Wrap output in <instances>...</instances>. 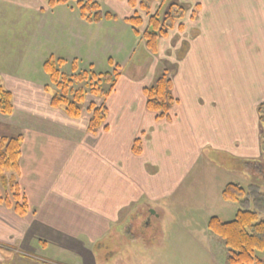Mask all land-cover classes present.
Here are the masks:
<instances>
[{
  "label": "crops",
  "instance_id": "obj_1",
  "mask_svg": "<svg viewBox=\"0 0 264 264\" xmlns=\"http://www.w3.org/2000/svg\"><path fill=\"white\" fill-rule=\"evenodd\" d=\"M220 1L223 3L219 10L211 8L212 4L207 9L202 2L201 7L196 4L201 9L196 30L199 34L190 42H182L179 68L174 74L177 76L181 70L187 74L183 80L177 79L178 84L174 82L182 104L173 107L171 120L158 127L156 137L150 135V112L145 107L143 92L132 94L133 83L128 80L119 86L118 82V87L105 99L89 96L82 103L78 118L52 107L50 92L45 88L49 79L41 69L45 52L40 54L38 47L57 48L56 54L69 59L77 56L65 55L64 47L57 46L58 41L52 36V18L62 11L63 5L54 11L35 13L25 7L26 1L16 5L14 23L23 27L25 20L31 19L35 25L49 28V36L45 34L40 42L30 37L28 48L33 49L39 60L26 53L28 48L22 49L19 60L15 59L14 71L0 70L3 84L13 98L12 113L0 114V136L22 137L16 181L28 204L24 216L0 206L3 264L14 257L35 258L32 255L36 252L43 264H65V259L74 258H79L80 264H96L93 251L99 243H128L133 238L135 214L144 216L149 208H154L157 214L162 210L161 198L170 193L174 178L186 168L181 166L182 159L187 161L199 155L219 167L220 163H229L226 170L241 176L244 183L251 182L252 179L248 180L251 174L258 175L252 176L253 182L261 178L257 170L262 169L260 163L264 161V125L258 106L264 103V47L258 42L264 38V5L258 0L246 3L216 0V3ZM37 2V9L41 2L45 3ZM0 6L6 14L5 5ZM22 9L26 12H20V17L18 10ZM212 11L222 15L218 18L224 24L217 25L221 31L211 27L215 26ZM240 20L243 23L239 24ZM101 22L92 23L93 27L100 28ZM77 57L83 63L92 61L84 55ZM23 67L30 71L26 73ZM34 70H40L44 78L30 76ZM132 96L138 98L137 105L129 103ZM104 102L108 127L91 135L87 132L88 106ZM196 129L201 132L196 133ZM146 133L147 140L157 141L155 163L149 159V149L139 154L132 151L134 138L142 139ZM170 139L173 146L166 147ZM180 150H184L181 156ZM167 152L172 156V165L166 160ZM142 199L143 206L139 205ZM138 205L141 210L133 209ZM28 264L39 263L29 259Z\"/></svg>",
  "mask_w": 264,
  "mask_h": 264
},
{
  "label": "rangeland",
  "instance_id": "obj_2",
  "mask_svg": "<svg viewBox=\"0 0 264 264\" xmlns=\"http://www.w3.org/2000/svg\"><path fill=\"white\" fill-rule=\"evenodd\" d=\"M34 1L0 0V4L5 5L3 9L7 14L2 13L0 10V70H5L6 72L14 71L17 67L15 59L19 60L21 50L28 48L30 37H36L38 42H40L43 37L48 35L49 28H46L44 25L40 27L37 25L38 23L35 25L31 19L25 20L23 27H21V23L13 22L17 12L16 5H19L20 2H25V7L34 13L36 11L50 12L59 9L57 6V8L53 7L54 9L47 7L46 0H44L45 3L41 2L37 9L38 0L36 1L37 4ZM136 1L135 7H131L128 4V0H101L100 7L102 12H109L113 18L108 21L102 20L100 28L98 26L93 27L92 23H88L80 17L76 0H70L63 6L60 5L62 6V11L53 16L52 24L49 23V25H53L54 33H52V36L55 41H58L57 46L64 47L63 51L65 50V55L75 53L77 56L84 55L86 58L92 59V61L83 63L77 56L71 59L65 56L62 57L60 54H56L58 53L57 48L45 49L38 47V52L40 54L45 52L41 58L43 60L41 62V69L43 62L53 56L64 60V66H61L60 70L67 73H72L73 61H76L77 71L93 68L98 72L112 73L114 67L108 66V60L112 59L113 63L118 67L117 72L120 73V80L118 82L121 83L117 82L118 86L126 80L131 81L133 83L132 94L135 92V94L139 93L140 95V91L143 88L153 85L156 79L163 72H166L171 77V94L176 101L170 105L169 118H157L155 113L149 111L151 123L150 135L153 133V136L156 137L158 127L167 125L166 123L171 120L173 107L182 104L180 97L175 92L174 82L176 80L178 84V80H183L187 74L183 70L178 71L177 76L174 74L179 68L177 63L180 61L179 49L182 46V42H190L194 38L193 36L199 34L196 30L199 26L198 22L201 18V13L199 14V12L201 11H199L200 8L197 6L201 7L200 4L202 2L205 9H207V5L212 4L211 8L214 6V10H219L223 2L220 1L217 4L216 0L215 2L213 0H201V2L199 0H152L148 6L150 15L157 12L162 18L163 13L168 10L170 3H176L182 11L180 12L181 16L178 13L175 15L173 28L166 30V36L159 39L157 53L152 54L145 48L141 34L134 36L132 27L125 21L126 18L136 14L143 21L142 26L138 28L139 32L142 33L146 28L148 20L147 12L139 7L141 0ZM241 1L246 3L252 0ZM258 1L264 5V0ZM196 4L198 5L196 6ZM20 12L23 14L26 10H18V16L22 17L19 15ZM219 14L212 11L211 18L215 26L211 27H218L224 24L221 18H218L222 16ZM238 23H243V20L238 21ZM13 24H17V26L15 27ZM31 29L36 30V33L40 31L44 32V34H35V36ZM8 32L12 33L9 36L12 38L10 42ZM16 40L19 42L15 43ZM31 42L33 41L31 40ZM72 44H74V48ZM258 44L263 49L264 38H261V42H258ZM26 53L32 57H36L38 60L40 59V57L33 54V49L30 46ZM262 53H264L263 50ZM24 58L22 57L21 59ZM22 69L26 73L30 71L27 67H23ZM39 71L34 70L30 76L36 79L44 78V75L41 77ZM179 73L180 76H178ZM2 75V71H0L1 84L4 82ZM47 78L49 79L48 76ZM91 95L87 93L83 102L87 98H90L89 96ZM138 101L137 97L132 96L129 103L137 105ZM107 123L108 119L106 120ZM262 123L264 125V121ZM177 131L178 129L175 130V132ZM200 132V129H196V133L199 134ZM135 139H139L140 141V153L144 149L145 151L149 149V159L155 163L158 157L156 154L157 141L147 140V133L144 134L143 140L138 136ZM171 140L173 139H170L166 143V147L171 145ZM143 141L146 142V146L145 143L143 145ZM183 151L180 150V156ZM169 155L167 152L166 160L172 165L173 163L170 161V157L172 156ZM185 156L186 154H184ZM195 156L198 157L195 158ZM195 156L187 161L182 159L181 166L182 168L186 166V168L183 169L180 176L174 178L173 185L168 191L170 193L161 198L160 205L162 206V210L158 214L152 217L148 213H145L144 216H137L135 214L133 218V238L130 239L129 237L128 243H109V241H104L103 244L99 243L95 247L93 252L96 264H227V249L221 239L208 230L207 222L212 216L217 217L222 222L230 221L233 219L236 211L241 208L258 211L260 218L264 220V196L262 193L258 194L260 192L264 193V185L260 187V192L255 191L258 193L250 196L246 205L239 202L225 201L222 199L221 193L226 184L240 183L241 186L247 189L248 182L244 183L241 181V176H234L228 172L226 167L230 165L229 163H220L221 167H219L206 157ZM216 158L221 160L219 156ZM0 190L4 191L1 188ZM144 203L145 200L142 199L139 205L143 206ZM139 205L134 206L133 209L139 211L141 208ZM9 223L11 224L12 222L9 221ZM12 226L14 225L12 224ZM27 239H30V237H27ZM36 253L32 255L35 258L14 257L6 263L28 264L30 259L32 262L37 260L39 264H43L40 255H38L39 252ZM3 260L0 259V264H3ZM73 261L75 259H66L65 263L72 264ZM76 261L78 262V260ZM56 264L59 263L57 262Z\"/></svg>",
  "mask_w": 264,
  "mask_h": 264
},
{
  "label": "trees",
  "instance_id": "obj_3",
  "mask_svg": "<svg viewBox=\"0 0 264 264\" xmlns=\"http://www.w3.org/2000/svg\"><path fill=\"white\" fill-rule=\"evenodd\" d=\"M69 1L46 0V5L53 8L65 5ZM100 1L76 0L80 17L88 23H99L102 20L113 18L109 12H102ZM151 1L141 0L139 2V7L144 9L148 15L147 25L142 33L138 30L143 24L139 15L134 14L126 18L125 21L132 27L134 35L141 34L145 48L150 53L155 54L158 50L159 39L166 36V30L173 28L175 15L177 13L180 15L182 11L179 5L170 3L162 18L157 12L150 15L148 6ZM128 4L135 7L137 1L128 0ZM108 62L109 67H114L112 73L98 72L93 68L77 71L76 61H73L72 64V73H67L60 70V67L64 66L63 59L53 56L47 58L42 64V69L49 77V85L46 86V90L51 95L50 105L63 110L71 118H78L87 93L102 99L107 98L114 91L120 78L117 65L113 63L112 59H109ZM171 90V77L163 72L153 85L142 90L146 109L155 113L157 118H169L170 105L176 101ZM12 110V95L0 84V113L8 115ZM88 111V133L96 135L100 130H106L108 127L106 124L108 114L106 105L104 103L100 105L90 103ZM258 113L263 122L264 103L258 106ZM21 138L20 135L0 136V188L4 189V191L0 190V206L11 209L19 216H24L28 211V204L16 181L19 172ZM132 149L133 153H140L139 139L134 140ZM251 189L248 190L237 183H228L223 188L221 196L225 201L246 205L250 196L258 193L251 191ZM261 193L264 196L263 192L258 194ZM207 228L218 236L226 247L227 264H264V220L260 218L258 211L241 208L236 211L233 219L227 222H222L217 217L212 216L207 222ZM39 244L44 246V242L41 240H39Z\"/></svg>",
  "mask_w": 264,
  "mask_h": 264
},
{
  "label": "flooded vegetation",
  "instance_id": "obj_4",
  "mask_svg": "<svg viewBox=\"0 0 264 264\" xmlns=\"http://www.w3.org/2000/svg\"><path fill=\"white\" fill-rule=\"evenodd\" d=\"M43 70V69H42ZM45 73V72H44ZM1 84V83H0ZM5 89H7L6 87H5V85L4 84H1ZM8 90V89H7ZM8 91H10V90H8ZM10 93H11V95H12V92L10 91ZM13 99V98H12ZM12 106H13V103H12ZM13 111V110H12ZM63 111V110H62ZM12 113V112H11ZM10 113V114H11ZM65 113V112H64ZM1 114V113H0ZM10 114H8V115H10ZM4 115V114H3ZM5 116H7V115H5ZM103 130V129H102ZM101 131V130H100ZM134 142V141H133ZM132 147H133V144H132ZM132 151H133V149H132ZM262 166V169H258L257 170V172L259 173V175H261V178L260 179H257L256 178V180L253 182V180L255 179V177L256 176H258V175H255V174H251V178L249 177L248 178V180H250V179H252L251 180V182H248L249 183V185L247 186V189L248 190H250L251 188V191H259L260 192V187H262V185H264V161L262 162V163H260ZM252 176H255V177H252ZM238 184V183H237ZM241 185V184H240ZM259 189V190H258ZM20 192H21V190H20ZM4 207V206H3ZM151 210H153V211H151ZM151 211V212H150ZM148 213H150V214H154V215H156L157 214V212L155 211V209L154 208H149L148 209ZM40 240V239H39ZM42 241V240H41ZM39 242V241H38ZM44 242V241H43ZM75 259V261H73L72 262V264H80L79 262H80V259L79 258H74ZM66 260V259H65ZM76 260H78V262L76 261ZM75 262V263H74ZM65 264H67V263H65Z\"/></svg>",
  "mask_w": 264,
  "mask_h": 264
}]
</instances>
